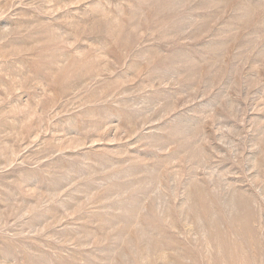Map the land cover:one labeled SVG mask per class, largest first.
I'll use <instances>...</instances> for the list:
<instances>
[{
    "label": "rangeland",
    "instance_id": "rangeland-1",
    "mask_svg": "<svg viewBox=\"0 0 264 264\" xmlns=\"http://www.w3.org/2000/svg\"><path fill=\"white\" fill-rule=\"evenodd\" d=\"M0 264H264V0H0Z\"/></svg>",
    "mask_w": 264,
    "mask_h": 264
}]
</instances>
